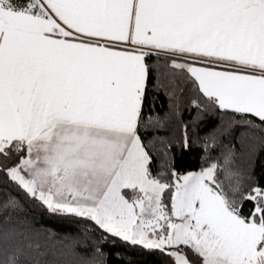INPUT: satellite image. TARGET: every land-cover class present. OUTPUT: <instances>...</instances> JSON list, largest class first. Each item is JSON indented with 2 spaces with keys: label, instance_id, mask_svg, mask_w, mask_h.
I'll return each mask as SVG.
<instances>
[{
  "label": "snow or ice",
  "instance_id": "obj_1",
  "mask_svg": "<svg viewBox=\"0 0 264 264\" xmlns=\"http://www.w3.org/2000/svg\"><path fill=\"white\" fill-rule=\"evenodd\" d=\"M161 90L168 111L146 117ZM216 112L249 142L224 150L220 126L193 140ZM173 122L179 141L147 138ZM174 143L201 146L198 170L177 169ZM261 152L264 0H0V264H108L128 249L264 264ZM29 205L79 234L35 227Z\"/></svg>",
  "mask_w": 264,
  "mask_h": 264
},
{
  "label": "trees",
  "instance_id": "obj_2",
  "mask_svg": "<svg viewBox=\"0 0 264 264\" xmlns=\"http://www.w3.org/2000/svg\"><path fill=\"white\" fill-rule=\"evenodd\" d=\"M153 104L155 106V112L160 115H163L168 111L169 98L163 90L159 91L154 99L153 94L151 92L149 93L145 104L146 117L152 112L150 106ZM195 115V110L192 112L185 110L183 112V120L189 122ZM229 115L230 114H221L220 112L206 114L198 125H196L195 132L192 131V126L190 125L189 135L195 140L197 137H203L210 133L214 128H217V126H220L222 130L225 128L227 129L223 135L219 136V140L224 146V150H226L227 146L232 144L236 145L239 149L242 143L247 144L249 142L247 135L248 129L240 124H234L229 127ZM154 134L168 136L174 141H179L181 138V128L179 123L173 122L166 131L153 133V131L149 129L147 138L151 139ZM157 147H159V144ZM219 150L221 149H217V151ZM171 151L176 157V167L179 171L198 170L200 159L203 155L201 146L198 143L193 144L188 150H184L179 143H174ZM160 163L161 162L157 160L156 164L153 166L154 172L160 170ZM254 173L258 179L264 182V152H261L255 160ZM25 214L35 227L51 228L59 236H76L80 232V226L77 222L72 220L54 221L52 218H49L46 213L30 205L26 206ZM84 242L83 238H81V243L83 244ZM92 248L93 243L87 241L88 251L86 254L90 255ZM104 251L106 253H114L115 250L105 247ZM121 252V257H117L115 254L108 256V264H129V262L130 264H160L161 258L157 254L148 253L140 249L121 250Z\"/></svg>",
  "mask_w": 264,
  "mask_h": 264
}]
</instances>
